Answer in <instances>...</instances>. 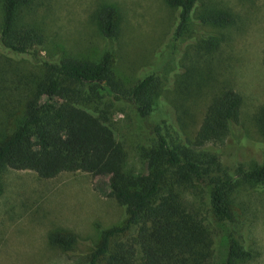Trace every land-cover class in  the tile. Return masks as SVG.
<instances>
[{
  "label": "trees",
  "instance_id": "trees-1",
  "mask_svg": "<svg viewBox=\"0 0 264 264\" xmlns=\"http://www.w3.org/2000/svg\"><path fill=\"white\" fill-rule=\"evenodd\" d=\"M26 1L0 0V48L35 61L33 71L14 75L11 89L21 94L22 104L12 129L0 137V174L10 168L41 178L62 172L107 177V196L120 205L123 219L101 229L77 264H241L251 259L230 195L239 181L264 183V161L238 163L231 170L217 149L240 121L241 95L230 88L213 95L193 136L157 125L140 145L143 165L134 168L111 120L120 109L105 94L114 93L116 101L127 102L136 117L145 119L156 108L161 79L147 74L126 85L115 75L107 51L97 60L66 53L41 59L47 39L39 27L20 20ZM166 2L180 10L178 35L193 12L207 25L234 20L229 11L205 7L200 0ZM115 16L109 5L100 9L104 38L117 34ZM251 120L254 143L264 145V104ZM245 141L241 138L249 145ZM47 241L64 248L74 244L59 232L50 233Z\"/></svg>",
  "mask_w": 264,
  "mask_h": 264
},
{
  "label": "rangeland",
  "instance_id": "rangeland-1",
  "mask_svg": "<svg viewBox=\"0 0 264 264\" xmlns=\"http://www.w3.org/2000/svg\"><path fill=\"white\" fill-rule=\"evenodd\" d=\"M200 1L229 11L233 22L202 24L193 12L178 35L180 10L166 0H28L19 16L45 34L41 59L66 53L97 60L107 51L115 75L126 85L147 74L159 76L156 108L145 119L136 117L127 102L116 101L114 93L105 94L120 109L111 120L134 168L143 165L140 145L157 125L193 136L211 97L225 88L237 91L242 104L239 123L217 148L220 160L231 170L238 163H262L264 145L254 143L251 119L264 104V0ZM107 5L115 9L117 26L109 39L98 24L99 11ZM34 67L30 55L0 48V137L12 129L22 104L21 94L11 89L14 75ZM244 137L249 145L241 142ZM0 180V264H77L101 229L123 219L120 205L107 196L105 176L62 172L41 178L30 170L4 168ZM230 199L242 244L253 253L241 264H264V183L239 181ZM56 232L72 237L73 248L50 245L47 237Z\"/></svg>",
  "mask_w": 264,
  "mask_h": 264
}]
</instances>
